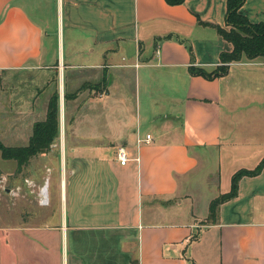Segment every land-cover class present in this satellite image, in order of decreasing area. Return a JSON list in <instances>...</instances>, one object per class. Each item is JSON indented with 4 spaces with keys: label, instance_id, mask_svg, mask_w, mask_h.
Returning <instances> with one entry per match:
<instances>
[{
    "label": "crops",
    "instance_id": "obj_1",
    "mask_svg": "<svg viewBox=\"0 0 264 264\" xmlns=\"http://www.w3.org/2000/svg\"><path fill=\"white\" fill-rule=\"evenodd\" d=\"M239 13L264 23V0ZM225 14L226 0H0V75L29 83L8 98L31 126L4 146L28 144L51 84L68 127L62 166L55 145L19 173L0 154L14 162L2 168L0 264H264V168L209 220L233 175L264 158V61L213 80L189 71L232 51L216 30Z\"/></svg>",
    "mask_w": 264,
    "mask_h": 264
},
{
    "label": "trees",
    "instance_id": "obj_2",
    "mask_svg": "<svg viewBox=\"0 0 264 264\" xmlns=\"http://www.w3.org/2000/svg\"><path fill=\"white\" fill-rule=\"evenodd\" d=\"M169 6H178L185 0H164ZM245 0H226L225 23L228 30L216 27L218 34L232 45V51L220 55V64L210 72L201 68L190 67V74L213 80L225 76L232 63L245 60L262 59L264 61V23L252 24L239 13ZM56 85V84H55ZM59 90L57 85L53 91L43 121L33 125L28 144L25 147H6L0 143L2 159L13 160L16 163V173L26 167L30 160L39 154L47 153L58 137L59 132ZM70 95L64 93L66 102ZM264 168V158L253 171H239L232 177L231 190L213 200L209 206V220L215 219L216 210L220 204L232 199L237 193V182L242 176H256Z\"/></svg>",
    "mask_w": 264,
    "mask_h": 264
},
{
    "label": "rangeland",
    "instance_id": "obj_3",
    "mask_svg": "<svg viewBox=\"0 0 264 264\" xmlns=\"http://www.w3.org/2000/svg\"><path fill=\"white\" fill-rule=\"evenodd\" d=\"M22 81L21 83L19 81H12V79H3V77L0 75V143L1 144H9V143H15L19 144L22 142L27 135L30 133L31 126L29 125L30 119H28L30 116L22 115L19 117L18 113L16 111L12 112L9 109V98L8 96L10 95V91H14V93H20L22 94V97H27L29 95V92H27L28 84H26L25 78H21ZM21 84V85H20ZM26 84V85H25ZM56 85L51 84L49 87V91L46 94L48 95L49 99L55 90ZM64 87V85H63ZM62 87V91H63ZM20 88V90H19ZM59 90V88H58ZM20 91V92H19ZM32 92V91H31ZM60 94V91H59ZM20 97V95L18 96ZM59 132H58V137L54 141L52 145H55L53 147V154L50 157H53V160H59L60 166H62L63 162V153H64V148L66 146V137L68 133V127H67V115H66V110L63 106L61 112L59 108ZM19 138L20 140H16ZM52 147H50L51 149ZM50 152V150H49ZM41 159L40 157L37 158L35 161V158L33 159L32 162L37 163ZM13 161H5L2 160L0 157V173L4 172L2 168H7L11 165H13ZM30 167L34 168V171L36 172L38 169H44L43 167L38 164H30ZM19 174H14V177H18ZM31 175V174H30ZM50 177V179H52ZM45 182V181H44ZM50 189H52V181H51V186ZM202 197L200 196V199Z\"/></svg>",
    "mask_w": 264,
    "mask_h": 264
},
{
    "label": "built area",
    "instance_id": "obj_4",
    "mask_svg": "<svg viewBox=\"0 0 264 264\" xmlns=\"http://www.w3.org/2000/svg\"><path fill=\"white\" fill-rule=\"evenodd\" d=\"M145 143H149L151 141V138L149 135H146L145 139L142 140ZM140 141V142H142ZM116 159L119 162L120 165H125V163L128 161L126 151L124 148L120 147L116 151ZM5 182L6 178L0 173V195L4 193L5 190ZM47 182L44 183L43 188L40 191V197H39V204L41 206H46L48 204V199H47Z\"/></svg>",
    "mask_w": 264,
    "mask_h": 264
},
{
    "label": "water",
    "instance_id": "obj_5",
    "mask_svg": "<svg viewBox=\"0 0 264 264\" xmlns=\"http://www.w3.org/2000/svg\"><path fill=\"white\" fill-rule=\"evenodd\" d=\"M62 98V97H61ZM61 110H62V107H61V105H60V112H61Z\"/></svg>",
    "mask_w": 264,
    "mask_h": 264
}]
</instances>
